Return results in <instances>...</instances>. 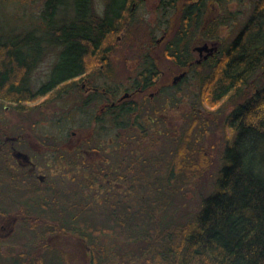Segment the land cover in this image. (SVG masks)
Wrapping results in <instances>:
<instances>
[{
    "label": "flooded vegetation",
    "instance_id": "obj_1",
    "mask_svg": "<svg viewBox=\"0 0 264 264\" xmlns=\"http://www.w3.org/2000/svg\"><path fill=\"white\" fill-rule=\"evenodd\" d=\"M139 1L141 0H131L125 21L108 37L130 29L134 19L136 22L141 21L135 17ZM92 2L93 13L105 17L109 0H105L99 12L95 11L94 0ZM45 3L46 0L37 25L34 24L31 28L28 27L16 34L6 36L1 32L0 34L6 39L30 33L40 38L41 55L27 79L32 97L23 100L22 107L28 101L52 96L59 100L64 99V105L66 110L70 111V115L65 119L58 118V121H53L54 126L49 127L52 133L53 130L59 131L57 138L49 129L45 130L43 120L32 121L29 112L24 113L25 123L17 126V134H12L13 128L2 123L0 118V156H4L3 164L0 166V263L126 264L124 248L119 238L113 241L112 246L92 240L93 233L90 228L92 220L87 217L88 213L107 214L109 207L114 208L113 204L119 203L123 206L126 198L125 193L119 189L121 180L125 179V156L121 158V154L117 152L119 154L116 157L117 162L113 161L108 157L110 149H106L110 144L109 146L91 144L93 135L103 133L104 130L112 131L117 139L113 150H123L126 147L125 142L120 139L126 127L135 128L137 134L144 133V137L147 136L149 128L140 118L142 114H147L145 118H148L149 122H152L154 117L159 118V115L157 116L159 111L150 101L154 93L162 90L164 95L171 88H181V85L196 76L200 69L205 71L220 68L227 54L233 50L232 43L237 37L236 35L227 44L223 43L222 28L227 25L234 27L237 19L230 16V24L220 23L222 7L219 0H160L154 24H147L150 45L142 53L136 54L134 73L127 81H115L114 78L102 73L94 74L89 71L87 64L86 72L80 77L60 82L59 89L43 92V86L52 80L53 71L58 64V50L61 48L51 44L55 42H51L46 36ZM173 21H177L176 28L172 27ZM108 37L103 41V45ZM195 39L202 42L195 45V41L193 42ZM157 43H164L166 55L181 68L172 83L162 85L160 90L158 81L162 71L153 53ZM103 45L102 58L96 65L98 71L102 67L108 71L111 64V44L106 47ZM205 45L207 47H204ZM47 52L55 54V61L50 64L48 78L42 80L40 84L35 82L34 87L32 73L42 63ZM196 52L199 54L198 57L195 56ZM91 76L99 77L94 79ZM153 88L154 90L147 94L148 98L139 99ZM168 94L164 97L170 101L172 96ZM224 101L226 100L221 102ZM11 107L19 109L18 105L10 100L0 103V114L2 110L9 111ZM75 117L81 120L76 123L77 125H73ZM128 118L131 120L127 122ZM29 120L32 121L31 125L28 124ZM88 129L89 135L79 136L78 141H73L78 133L86 132ZM33 140L36 141L35 144ZM65 149L66 152H63ZM45 152L47 155H44L42 162L40 155ZM93 152L102 158L99 163L101 167H105L109 172L112 164V167H117L114 172L117 170L118 174L93 175L94 170L91 169L89 162V155L92 156ZM60 158L72 165L75 170L73 174L64 172L58 176L44 173L47 166H52L49 164L50 160H54L53 162L59 166L57 168L62 171L58 164ZM5 161L13 163L8 164ZM18 166L23 170L21 175L16 174ZM98 166L96 165V168ZM104 180L107 182L106 185H103ZM99 182L102 186L96 185ZM95 185L97 190L94 189ZM119 210L121 212L122 208ZM81 215L86 217L83 218ZM83 230L86 232L81 233ZM150 262L148 261V264ZM140 264L143 263L140 261Z\"/></svg>",
    "mask_w": 264,
    "mask_h": 264
},
{
    "label": "trees",
    "instance_id": "obj_2",
    "mask_svg": "<svg viewBox=\"0 0 264 264\" xmlns=\"http://www.w3.org/2000/svg\"><path fill=\"white\" fill-rule=\"evenodd\" d=\"M92 1L46 0V36L61 48L52 80L43 92L59 89L60 82L86 72L87 56L99 52L106 37L121 27L131 2L109 0L103 17L93 13ZM219 1L223 25L230 24V16L239 19L246 13L244 0ZM235 2L239 4L236 10L232 8ZM61 9L68 14L60 19ZM231 48L221 67L208 70L205 78L212 83L206 87L208 104L236 99L224 123L235 135L224 150L225 162L215 189L202 198L200 209L184 223L162 225L156 217L177 176L180 181L189 180L206 168L195 157H190L193 162L185 161L186 144L182 142L166 180L159 177L156 187L152 184L155 195L140 199L145 205L129 210L132 206L124 204V212L121 207V212L92 220L141 240L138 254L153 256L156 262L159 258L162 264H264V0H253ZM41 51L40 38L32 33L12 39L0 34V103L10 100L22 108L23 100L32 97L27 79ZM129 168L133 167L127 164ZM102 170L99 165L92 173L106 175ZM113 205L116 209L120 204Z\"/></svg>",
    "mask_w": 264,
    "mask_h": 264
},
{
    "label": "rangeland",
    "instance_id": "obj_3",
    "mask_svg": "<svg viewBox=\"0 0 264 264\" xmlns=\"http://www.w3.org/2000/svg\"><path fill=\"white\" fill-rule=\"evenodd\" d=\"M159 1L160 0L139 1L135 17H137L136 19H141V21L138 20L139 22H136L134 19L133 24L130 25V29L123 30L117 35H110L105 41L106 43L104 42V47L111 44V64H109L111 69L109 66H106L107 68L109 67L108 71L105 70V67H102L100 71L96 69V65L102 58L101 50L99 53H91L87 56V64L89 65L88 69L90 72L94 74L102 73L105 76H109V78H114L115 81H127L129 76L134 73L133 68L137 62L135 60L136 54L142 53L145 48L150 45L151 38L149 36L150 33L147 24H154ZM43 3L44 0H0V32L6 36L20 33L28 27L31 28L34 24L37 25ZM104 3L105 0H94L95 11L99 12L103 8ZM244 3L246 4V13L237 19V24H235L234 27L227 25L222 28L221 39L223 43L227 44L235 38L240 29L241 22L246 18L248 12L250 13L253 0H244ZM232 5L234 10L239 6L237 2ZM66 14L65 9H61L59 18L61 19ZM176 23L177 21L172 22L173 28H176ZM193 42L196 45L200 44L202 41H197L195 39ZM163 44L164 43L155 44L153 52L157 57L162 71L158 81L159 90L162 85L172 83L174 76L181 70V68L177 67L166 55ZM54 55V53L47 52L42 63L36 67L32 73L31 79L33 80L32 83L34 87L36 84L35 82L40 84L42 80L48 78L50 64L55 61ZM195 56H199L198 52L195 53ZM207 74L208 70L203 71L200 69L199 72L196 73V76L185 81L184 84L181 85V88L169 89V94L165 92L164 95L168 94L170 97L172 96L170 101L167 97H164L162 90L160 92H155L152 99L150 98V101L153 102L152 105H155L156 109L159 111L157 114L159 118L154 117L155 119L149 122L150 120L145 118L147 114H142L140 120L147 124L146 126L149 128L147 129L149 134L145 137H142L141 134H137V129L126 127L124 129V135L120 136V139H122L126 145L123 150H113V145L116 144L117 139L116 136H113L112 131L106 132L104 130V132L102 131L103 133H94V139L90 142L91 144H102L103 146L106 144L109 146L110 144L108 148L105 146L106 149H110L108 153L109 156L106 155L117 162L116 157L121 154V158L125 156L124 160H126V165L128 164L130 167H133L132 170L131 168L125 169V179L123 178L121 180L119 186V189H121L126 196L124 204L132 206L129 210H135L143 204V202L140 201L142 197L155 195V188L152 184H155L154 186L156 187L159 177L162 181L166 180L169 165L176 155L175 152L177 147L181 148L183 144H186L183 148L186 149L185 161L187 163L193 162L190 160V157H195L197 162L204 161L202 164L206 166V168L194 178L180 181V177L177 176L175 180L176 184L171 186L170 189H167L168 201L166 205L156 213V217L161 219L162 225H166L172 221L184 223L200 209L202 198L215 189L218 173L225 162L224 150L227 145L232 142L235 135V132H233L234 129L225 126L224 123L230 111L236 106V101H228V99H225L226 101L217 102L214 105L208 104L206 87L211 86L212 83L205 78ZM91 77L96 79L99 76ZM257 84L260 85V83ZM152 90H154V88L149 90L146 96L139 97V99L145 100L146 97L148 98L149 95L147 94ZM26 112L32 115V121L36 119L43 120L45 130L54 126L53 121H58V118L65 119L70 115V111H67L64 105V99L59 100L52 96H43L34 101H28L18 110L14 107H11L9 111L5 109L2 110L0 118H2V123H6L10 128H13L11 131L12 134H17V126L21 125L23 122L25 123V117L23 118V116H26V114H24ZM74 119H76V121H74L75 123H73V125H77L76 123L81 122L77 117ZM32 121L29 120L28 124L31 125ZM70 122L69 120L68 123ZM50 129L49 132L52 133ZM53 132L52 135L56 136V138L60 134L59 131L53 130ZM86 134H90L89 129L86 132L83 131L80 132V134L78 133L76 139L73 141H78L79 136H86ZM182 142L184 143L182 144ZM33 143L35 144L36 141L33 140ZM188 144L192 145L190 151L188 150L190 146ZM63 152H66V149L63 150ZM68 152L70 153L69 150ZM44 155H47V153L45 152L40 155L42 162H44ZM91 155L92 156L89 155V162L92 166H90L91 169L94 170L96 165H100L99 163L102 158L95 152L91 153ZM3 159L4 156H0V166L3 164ZM60 159L58 164L61 166L62 171L57 168L59 166L53 162L54 160H50L49 164L52 166H47L44 173L58 176L62 175L64 172L73 174L75 170H73L72 165L67 164L66 160H63V158ZM5 163L11 164L13 162L5 161ZM115 168L112 167L111 164L109 172L106 171L105 167H103V170L105 174L116 173L117 175V170L114 172ZM22 172L23 170L18 166L16 168V174L21 175ZM41 173H43V171H41ZM103 182V185L107 184L105 180ZM79 184L82 183L79 182ZM96 185L102 186V183L99 182ZM96 185L94 188L95 190H97ZM85 189L87 190V188ZM117 189L118 188H115V190ZM121 207L123 208L121 205L116 209L109 207L108 210L109 212H119ZM105 214L106 213H103L101 215L97 212L94 214L88 213L87 217H89V220L94 221L99 217H104ZM81 217L84 218L86 215H81ZM93 221H91L92 225H90L91 233H93L92 239L101 244L107 243V245L112 246L113 241L119 238L124 248L123 255L126 257V264H140V261L143 264H148V261H151L150 264H162L159 258L156 262V258L153 256L144 257L138 254L140 246H143L141 240L127 238L124 233L113 232L106 226H102ZM119 226L121 227V225ZM100 230L104 231L98 232ZM82 232L86 231L83 230L81 233Z\"/></svg>",
    "mask_w": 264,
    "mask_h": 264
},
{
    "label": "water",
    "instance_id": "obj_4",
    "mask_svg": "<svg viewBox=\"0 0 264 264\" xmlns=\"http://www.w3.org/2000/svg\"><path fill=\"white\" fill-rule=\"evenodd\" d=\"M204 47H207L206 45Z\"/></svg>",
    "mask_w": 264,
    "mask_h": 264
}]
</instances>
